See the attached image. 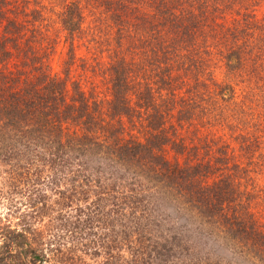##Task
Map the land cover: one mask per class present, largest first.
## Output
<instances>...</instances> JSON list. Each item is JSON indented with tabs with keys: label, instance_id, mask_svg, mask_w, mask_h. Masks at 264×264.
Instances as JSON below:
<instances>
[{
	"label": "trees",
	"instance_id": "trees-1",
	"mask_svg": "<svg viewBox=\"0 0 264 264\" xmlns=\"http://www.w3.org/2000/svg\"><path fill=\"white\" fill-rule=\"evenodd\" d=\"M258 1L57 0L67 43L87 16L113 29L99 117L77 83L65 92L33 53L5 47L18 2L0 0V60L18 59L0 72V264H85L100 253L101 264H221L211 242L264 264V228L237 181L246 165L224 172L227 161L198 155L179 131L203 113L200 100L230 112L236 90L231 110L255 96L253 78L264 76ZM182 79L193 103L177 91Z\"/></svg>",
	"mask_w": 264,
	"mask_h": 264
},
{
	"label": "rangeland",
	"instance_id": "rangeland-1",
	"mask_svg": "<svg viewBox=\"0 0 264 264\" xmlns=\"http://www.w3.org/2000/svg\"><path fill=\"white\" fill-rule=\"evenodd\" d=\"M17 2L18 6L15 9L12 7L8 12V15L15 22L14 32L17 41L15 35L12 34L13 40L6 41L5 47L12 53L18 48L33 53L37 57V63L34 65L42 68L44 73L63 80L65 92L68 91L72 82L77 83L89 101L94 100L96 102V115L103 117L104 115L99 113H104L105 103L109 97L106 72L108 59L114 45L111 36L113 29L107 23L104 25L102 21L87 16L71 42L67 43L62 31L58 29L56 17L60 7L57 0H17ZM263 12L264 0L258 1L255 3L254 13L258 16ZM48 24L49 26H47ZM1 32L0 27V35ZM5 36L9 37L8 34ZM13 44L15 46L11 48ZM130 55H127V58ZM16 64H18V59L15 61L14 57L11 56L4 58L0 60V72L11 71L16 67ZM253 79L256 80L255 85L257 87L255 88V96L252 95V100L244 103L242 109L231 110L230 107L241 96L237 90L235 91V98L232 97L225 102V106L227 104L230 112L226 107H223L224 103L221 100H200L198 105L203 113L195 114V117L191 119L193 124L180 127L179 131L190 145L196 143L199 146L198 155L211 160L213 163H215V159L227 161L225 164L228 170L224 172H232L229 170L232 165H239L240 167L246 165L245 170L237 177V181L240 185L239 188L243 192L246 191L250 196L248 209L253 220H256L261 228H264V122L259 111L260 107L255 102L257 100L256 95L259 93L258 89L264 91V76L260 78L255 75ZM183 81L182 88L177 91L180 93L183 91L182 94L187 96L184 101L190 98L189 102L191 100L193 103L194 91L191 93L189 89L185 88L186 85H190L188 81L191 80L185 79ZM175 98L173 99L175 100ZM174 110H171L170 114L175 112ZM169 121L175 124L173 118L166 117L165 122L168 123ZM203 144L208 146L203 147ZM167 151L166 155H169L170 158L172 152ZM183 157L184 155H180V159ZM0 211H2L1 207ZM177 220L179 222L180 219ZM107 230L108 228H104L100 232L103 234ZM111 236L106 234L107 241L111 240ZM211 243L215 253L221 256V264H235L238 258H230L229 251L231 250H219L215 243ZM101 256L103 254L100 253L97 256H82V259L85 264H101L104 259ZM238 257L240 264H247V261L241 258L242 255ZM25 264L37 263L27 258Z\"/></svg>",
	"mask_w": 264,
	"mask_h": 264
}]
</instances>
